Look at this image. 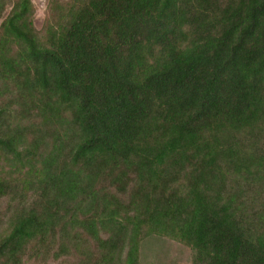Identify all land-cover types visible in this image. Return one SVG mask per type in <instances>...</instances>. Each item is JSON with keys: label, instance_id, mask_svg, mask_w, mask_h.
I'll return each mask as SVG.
<instances>
[{"label": "trees", "instance_id": "obj_1", "mask_svg": "<svg viewBox=\"0 0 264 264\" xmlns=\"http://www.w3.org/2000/svg\"><path fill=\"white\" fill-rule=\"evenodd\" d=\"M36 15L0 0V264H264V0Z\"/></svg>", "mask_w": 264, "mask_h": 264}, {"label": "rangeland", "instance_id": "obj_2", "mask_svg": "<svg viewBox=\"0 0 264 264\" xmlns=\"http://www.w3.org/2000/svg\"><path fill=\"white\" fill-rule=\"evenodd\" d=\"M32 1L35 4L36 9H37V15H36L37 17L35 19V25L39 27L41 23V18L43 15V10H44V5H45L46 0H32ZM150 256H152V253H150ZM146 259L148 260V258Z\"/></svg>", "mask_w": 264, "mask_h": 264}]
</instances>
